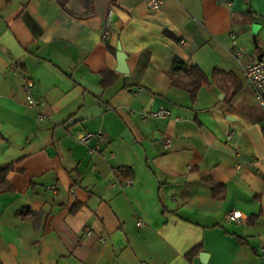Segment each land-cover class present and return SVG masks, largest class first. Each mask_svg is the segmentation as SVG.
<instances>
[{
    "label": "crops",
    "instance_id": "1",
    "mask_svg": "<svg viewBox=\"0 0 264 264\" xmlns=\"http://www.w3.org/2000/svg\"><path fill=\"white\" fill-rule=\"evenodd\" d=\"M258 57L264 0H0V264H264ZM175 60L208 80L194 99Z\"/></svg>",
    "mask_w": 264,
    "mask_h": 264
},
{
    "label": "built area",
    "instance_id": "2",
    "mask_svg": "<svg viewBox=\"0 0 264 264\" xmlns=\"http://www.w3.org/2000/svg\"><path fill=\"white\" fill-rule=\"evenodd\" d=\"M166 0H143L146 7L151 11H156L160 8V6ZM222 2L229 3L230 0H220ZM111 11L108 13V17L106 20V24L101 31L102 39L105 40L109 34V23H110ZM243 77L246 84L253 90L257 100L259 103L264 106V57H258L254 59V61L249 64L243 70ZM32 81H27L23 86V91L26 96V103L29 108H37L40 105V102L34 100L30 95V89L32 88ZM171 117L170 112L168 110H156V111H148L145 113L144 118L151 119H169ZM177 120V119H176ZM232 134H228V138L231 137ZM105 136L98 133H90V132H81L77 134L76 141L80 144L87 145L89 142H95V146L89 149V153L92 154L97 150L98 145L105 141ZM165 147L169 148L171 145V141L169 139L165 140ZM127 184H131V180L128 179L126 181ZM228 218L235 222L240 223L246 221V218L240 212H231L228 214ZM142 222H138L137 226H141ZM92 232L90 230H85L84 237H90Z\"/></svg>",
    "mask_w": 264,
    "mask_h": 264
},
{
    "label": "trees",
    "instance_id": "3",
    "mask_svg": "<svg viewBox=\"0 0 264 264\" xmlns=\"http://www.w3.org/2000/svg\"><path fill=\"white\" fill-rule=\"evenodd\" d=\"M61 7H64L68 0H57ZM86 7L90 9L92 0H85ZM221 76L224 81H231L234 84L235 90H238L240 86L236 84L234 76L232 74H225L222 72H214V76ZM166 76L171 81L174 87H179L188 91L194 99L197 92L202 86L208 84V80L201 70L195 65H188L179 60H175L172 68L166 73ZM185 81V82H184ZM8 169L0 171V176L3 178ZM124 178H130L132 176L129 169L125 168L121 170ZM195 250L190 255L195 254Z\"/></svg>",
    "mask_w": 264,
    "mask_h": 264
},
{
    "label": "water",
    "instance_id": "4",
    "mask_svg": "<svg viewBox=\"0 0 264 264\" xmlns=\"http://www.w3.org/2000/svg\"><path fill=\"white\" fill-rule=\"evenodd\" d=\"M118 53H117V68H116V72L119 74H126L127 73V69L125 66V55L121 52L120 48L118 47L117 49Z\"/></svg>",
    "mask_w": 264,
    "mask_h": 264
}]
</instances>
